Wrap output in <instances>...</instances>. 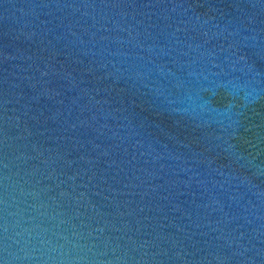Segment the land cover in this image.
I'll use <instances>...</instances> for the list:
<instances>
[{"label":"water","instance_id":"obj_1","mask_svg":"<svg viewBox=\"0 0 264 264\" xmlns=\"http://www.w3.org/2000/svg\"><path fill=\"white\" fill-rule=\"evenodd\" d=\"M0 264H264V0H0Z\"/></svg>","mask_w":264,"mask_h":264}]
</instances>
